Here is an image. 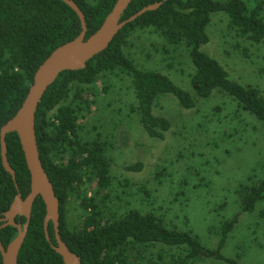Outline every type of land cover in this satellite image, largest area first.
Returning a JSON list of instances; mask_svg holds the SVG:
<instances>
[{
    "label": "trees",
    "instance_id": "1",
    "mask_svg": "<svg viewBox=\"0 0 264 264\" xmlns=\"http://www.w3.org/2000/svg\"><path fill=\"white\" fill-rule=\"evenodd\" d=\"M73 1L84 13L86 38L99 28L115 2ZM157 2H161L157 9L127 23L103 51L86 62L83 69L61 72L38 104L34 125L36 142L41 164L58 200L59 234L80 258L81 264H137L145 260L148 249L155 246L173 248L177 252L168 256L158 254L157 261L149 260L148 264H192L209 258L240 264L238 254L227 257L222 253L226 239L237 224V214L220 223L216 246L206 247L192 231L169 227L153 212L131 209L119 216L105 217L100 207V201L105 200L106 190L111 185L108 143L99 135L84 138L81 133L85 127L80 124L94 102L90 96L93 84L115 72L128 76L136 99L132 110L137 113L147 135L159 140L165 138L172 123L153 113L158 95H174L187 110H193L196 104L191 93L167 75L137 67L124 53L123 47L136 30L150 28L172 45L185 43L193 64L192 91L199 97L208 98L214 90H219L264 125V96L260 89L230 78L215 58L200 49L209 41L206 28L215 12L227 14L229 25L238 37L253 43L264 42V0H132L121 19ZM80 30L78 16L61 0H0V127L21 106L38 66L55 48L75 38ZM5 141L8 162L24 198L30 191V175L19 139L13 132L6 135ZM127 169L140 171L142 165L134 163ZM74 192L79 194L84 214L80 226L72 229L66 218V204ZM16 193L0 157V217ZM261 202H264V179L243 185L240 212L252 214ZM44 215V203L37 196L17 264H63L45 239ZM257 218L264 220L263 209L257 211ZM15 220L25 222L21 216ZM48 233L55 245L51 222ZM16 234L17 230L12 226L1 228L3 246Z\"/></svg>",
    "mask_w": 264,
    "mask_h": 264
},
{
    "label": "rangeland",
    "instance_id": "2",
    "mask_svg": "<svg viewBox=\"0 0 264 264\" xmlns=\"http://www.w3.org/2000/svg\"><path fill=\"white\" fill-rule=\"evenodd\" d=\"M206 31L209 41L200 49L215 58L230 78L258 87L264 96V42L238 37L224 12L211 14ZM123 50L137 67L160 71L190 92L196 104L187 110L174 95H158L153 113L172 123L159 140L147 135L132 110L136 99L128 76L115 72L93 84L94 102L80 124L85 127L84 138L99 135L108 143L111 185L100 201L104 216L131 209L153 212L169 227L190 230L204 246L215 247L220 223L237 214L222 253L238 254L240 264H264V220L257 218L264 202L252 214L240 212L243 185L264 179V125L219 90L208 98L192 91L193 64L185 43L172 45L149 28L133 32ZM134 163L142 169L128 170ZM79 203L74 192L66 204L72 229L80 226L84 214ZM171 252L177 250L150 247L146 259L137 264L156 262L158 254ZM192 264L228 263L209 258Z\"/></svg>",
    "mask_w": 264,
    "mask_h": 264
},
{
    "label": "water",
    "instance_id": "3",
    "mask_svg": "<svg viewBox=\"0 0 264 264\" xmlns=\"http://www.w3.org/2000/svg\"><path fill=\"white\" fill-rule=\"evenodd\" d=\"M78 16L81 30L79 34L55 48L34 72L32 83L16 113L0 127V157L1 164L13 180L17 193L9 208L0 217V229L12 226L17 230L16 236L6 245L0 241V255L2 264H17L20 248L25 240L31 218L33 203L40 196L44 206L43 229L45 239L50 247L61 257L63 264H81L80 258L73 253L61 239L59 234L58 200L39 158L35 135V112L46 89L56 80L58 75L66 70H79L86 66V62L94 55L103 51L113 40L115 35L127 23L147 11L157 9L161 2L149 4L127 19L122 15L132 0H115L111 10L105 16L99 28L87 38L85 16L73 0H61ZM16 133L24 155L26 167L30 175V191L23 198L19 192L15 179V172L11 168L6 155V135ZM25 218L24 223L16 222V217ZM52 223L55 245L51 242L48 225Z\"/></svg>",
    "mask_w": 264,
    "mask_h": 264
}]
</instances>
